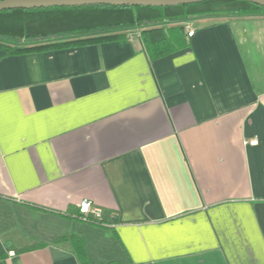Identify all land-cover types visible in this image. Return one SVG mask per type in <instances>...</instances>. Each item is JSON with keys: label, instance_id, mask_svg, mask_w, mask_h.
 I'll return each mask as SVG.
<instances>
[{"label": "crops", "instance_id": "1", "mask_svg": "<svg viewBox=\"0 0 264 264\" xmlns=\"http://www.w3.org/2000/svg\"><path fill=\"white\" fill-rule=\"evenodd\" d=\"M190 23L0 42V264H264V15Z\"/></svg>", "mask_w": 264, "mask_h": 264}, {"label": "trees", "instance_id": "2", "mask_svg": "<svg viewBox=\"0 0 264 264\" xmlns=\"http://www.w3.org/2000/svg\"><path fill=\"white\" fill-rule=\"evenodd\" d=\"M258 15H264V7L242 0H212L162 8L96 5L5 10L0 12V42L35 45L47 41H62L31 48L10 49L26 53L111 41L124 38L123 34H119L124 30L145 28L141 32L144 48L151 59H159L172 52L166 31L155 28L160 24ZM65 241L74 243L76 255L82 264H91L78 237L66 236L55 243Z\"/></svg>", "mask_w": 264, "mask_h": 264}, {"label": "water", "instance_id": "3", "mask_svg": "<svg viewBox=\"0 0 264 264\" xmlns=\"http://www.w3.org/2000/svg\"><path fill=\"white\" fill-rule=\"evenodd\" d=\"M212 0H1L0 12L15 9H42L53 7H83V6H144V7H178L199 4ZM264 7V0H242Z\"/></svg>", "mask_w": 264, "mask_h": 264}, {"label": "built area", "instance_id": "4", "mask_svg": "<svg viewBox=\"0 0 264 264\" xmlns=\"http://www.w3.org/2000/svg\"><path fill=\"white\" fill-rule=\"evenodd\" d=\"M185 29L189 36H194L195 29L193 28L192 24L190 22L185 23ZM252 144H256V142H251ZM79 218L85 222L90 223H101L104 219V212L101 207L96 205L94 202H92L89 199L83 200L79 204ZM13 254V253H12Z\"/></svg>", "mask_w": 264, "mask_h": 264}]
</instances>
